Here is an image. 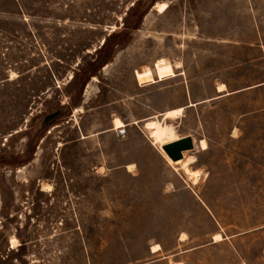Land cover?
Returning <instances> with one entry per match:
<instances>
[{
  "label": "rangeland",
  "instance_id": "374dc122",
  "mask_svg": "<svg viewBox=\"0 0 264 264\" xmlns=\"http://www.w3.org/2000/svg\"><path fill=\"white\" fill-rule=\"evenodd\" d=\"M177 108L196 179L145 128ZM156 244L264 264V0H0V264H149Z\"/></svg>",
  "mask_w": 264,
  "mask_h": 264
},
{
  "label": "bare ground",
  "instance_id": "6f19581e",
  "mask_svg": "<svg viewBox=\"0 0 264 264\" xmlns=\"http://www.w3.org/2000/svg\"><path fill=\"white\" fill-rule=\"evenodd\" d=\"M167 7H168V5L166 3H164V2L156 4V9H157V11L159 13L164 12L167 9ZM223 88H224V86L220 85L218 87V92L223 91ZM182 112H183V108H177V109L169 110V111H166L165 113H163V115H162L160 120H157L156 118H152L150 120H147L144 123L145 124V128L148 130V133H149L150 137L152 138V142L154 144L158 145L161 149H162L163 145L180 139L176 135L174 127L172 125L166 123L165 120L177 118L179 115H181ZM114 126L116 128H120V127L123 126V122L120 119L116 118L114 120ZM200 147L203 150L206 149L205 141H203V140L200 141ZM165 155H166V157H167V159L169 161L173 162L167 156L166 153H165ZM191 162H193V157H187L184 160L181 159V160L175 161L173 163L175 165L179 164V168L183 170V172L188 176V178L192 177V178L196 179L199 176V174H198V172H194V171L190 170L189 164ZM43 190H45L46 192H49L50 191L49 185L48 186L47 185L44 186ZM214 239L215 240H219L220 236L216 235V236H214ZM16 244H17V240L15 238H11V240H10L11 247H15ZM159 249H160V246L156 244V245H154L151 248V251L152 252H157V251H159Z\"/></svg>",
  "mask_w": 264,
  "mask_h": 264
},
{
  "label": "water",
  "instance_id": "95a60500",
  "mask_svg": "<svg viewBox=\"0 0 264 264\" xmlns=\"http://www.w3.org/2000/svg\"><path fill=\"white\" fill-rule=\"evenodd\" d=\"M194 148L193 140L190 136H184L179 140L167 143L162 146V149L167 156L173 161H178L183 158V153Z\"/></svg>",
  "mask_w": 264,
  "mask_h": 264
},
{
  "label": "crops",
  "instance_id": "0c3cea01",
  "mask_svg": "<svg viewBox=\"0 0 264 264\" xmlns=\"http://www.w3.org/2000/svg\"><path fill=\"white\" fill-rule=\"evenodd\" d=\"M180 138H182V137H180ZM179 140V139H178ZM162 156V155H161ZM162 158H163V156H162ZM164 159V158H163ZM183 160L185 159V156H184V154H183V158H182ZM164 161L166 162V160L164 159ZM167 163V162H166ZM169 165H171V164H169ZM176 166H178L179 167V164H176ZM221 241V240H220ZM159 245V244H158ZM154 246V245H153ZM160 246V245H159ZM152 248V247H151ZM150 254H154L155 256H157L158 258L154 261V262H150L149 264H162L163 263V261H167L168 259H172L173 257H175V255L176 254H173V253H163V250H162V248H161V246H160V249H159V251H157V252H152V251H150ZM177 264H181V263H177ZM183 264V263H182Z\"/></svg>",
  "mask_w": 264,
  "mask_h": 264
},
{
  "label": "trees",
  "instance_id": "16d2710c",
  "mask_svg": "<svg viewBox=\"0 0 264 264\" xmlns=\"http://www.w3.org/2000/svg\"><path fill=\"white\" fill-rule=\"evenodd\" d=\"M107 43H108V41L105 42V44H107Z\"/></svg>",
  "mask_w": 264,
  "mask_h": 264
}]
</instances>
